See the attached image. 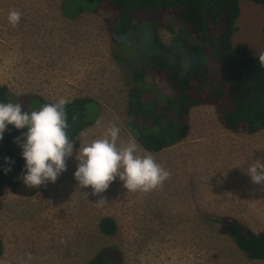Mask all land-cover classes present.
Here are the masks:
<instances>
[{
  "label": "rangeland",
  "instance_id": "obj_1",
  "mask_svg": "<svg viewBox=\"0 0 264 264\" xmlns=\"http://www.w3.org/2000/svg\"><path fill=\"white\" fill-rule=\"evenodd\" d=\"M67 2L80 0H0V87L28 98L32 106L23 112L36 110L32 109L34 97L52 103L62 96L69 102L93 99L98 103L89 104V120L100 119L105 128L116 124L122 142L135 139L127 114L129 88L135 84L136 73L150 67L158 55L152 35L156 28L160 39L170 43L181 25L163 12L137 10L139 30L117 42L107 13L74 15L76 4ZM12 9L22 13L15 28L7 19ZM263 26V8L242 1L235 45H245L250 57L259 56ZM148 79L159 86V92L174 94L164 77L162 81ZM211 111L216 110L198 107L193 109V116L198 119V115ZM102 132L103 128L97 129L94 124L79 139L90 143ZM257 135L256 139L264 142V131ZM206 136L197 149L215 148L216 154L211 159L204 156L205 163L193 157L188 165H179L181 146L152 154L171 172L162 188L146 194L127 192L117 177L100 196L90 194L87 198L83 193L92 189L79 188L74 176L79 163L78 140L72 156L66 159L67 170L55 183L47 182L37 196L23 198L9 189L0 196L4 248L0 262L85 264L100 250L117 247L123 254L122 264H264L249 260L231 238L220 233L218 223L224 217L220 215L222 206L236 198L240 208L229 217L255 232L264 231V185L254 184L246 175L247 160H243L250 151L249 166L256 160L264 162V148L235 149L239 160L234 163L230 148H219L217 138L211 143L214 136ZM141 150L140 154L146 152ZM101 197L106 198L103 206L96 204ZM106 217L117 224L114 236L100 232V222Z\"/></svg>",
  "mask_w": 264,
  "mask_h": 264
},
{
  "label": "trees",
  "instance_id": "obj_2",
  "mask_svg": "<svg viewBox=\"0 0 264 264\" xmlns=\"http://www.w3.org/2000/svg\"><path fill=\"white\" fill-rule=\"evenodd\" d=\"M244 0H80L74 15L107 13L117 42L129 39L139 30L137 10H156L180 23L181 30L170 43L163 42L158 30L153 32L157 54L150 67L138 71L128 93L127 114L132 135L144 151L158 154L183 143L190 131V115L198 107H214L222 126L232 133L249 136L264 131V68L259 56L250 57L245 45H235L234 36ZM260 5L264 0H246ZM68 7V6H67ZM86 8V9H85ZM66 11V10H65ZM69 15V11H66ZM70 16V15H69ZM113 17L114 19H111ZM110 25V23H109ZM111 26V25H110ZM264 52V26L262 29ZM191 60V66H188ZM164 77L174 94L159 92L151 80ZM26 96L10 94L0 87V103H19L22 110L32 106ZM32 109L52 103L34 97ZM96 102L78 98L66 105L67 134L70 140L96 121L89 120L88 106ZM40 103V106H39ZM98 103V102H96ZM75 117V119H74ZM27 129L8 126L0 146V196L9 189L15 196L33 198L45 187H26L22 181L26 161L17 138ZM78 140L75 141L76 145ZM7 161H11L8 163ZM11 171L5 174V170ZM220 233L231 238L251 261L264 262V231L255 232L231 217L218 222ZM105 236H114L118 227L113 218H103L99 225ZM0 237V258L3 255ZM117 247L104 248L85 264H122Z\"/></svg>",
  "mask_w": 264,
  "mask_h": 264
},
{
  "label": "clouds",
  "instance_id": "obj_3",
  "mask_svg": "<svg viewBox=\"0 0 264 264\" xmlns=\"http://www.w3.org/2000/svg\"><path fill=\"white\" fill-rule=\"evenodd\" d=\"M7 19L15 28L22 19V13L12 9ZM258 59L260 66L264 68V52L260 53ZM191 63L192 61L188 60L189 67ZM68 102L67 98L62 96L55 103H48L39 110L28 112H23L19 103H0V141L4 139L9 125H13L17 130L27 128V132L17 138L23 150V159L26 161V174L21 177L26 187L38 188L49 181L55 183L61 173L67 170L66 159L72 156L76 140L81 143L76 156L79 163L74 176L79 188L92 189L91 193H83L85 198L90 194L100 196L117 177L123 182L127 192L144 194L162 188L170 179L171 172L157 163L151 153L140 154L142 150L135 139L121 141V129L116 124L105 128L102 120L97 119L95 127L103 128L100 138L90 143L79 138L70 140L67 134ZM9 171L10 168L6 169L5 174ZM246 175L254 184L264 185V162H253L247 167ZM96 204L103 206L106 204V198L101 197ZM27 255L31 258V253Z\"/></svg>",
  "mask_w": 264,
  "mask_h": 264
},
{
  "label": "crops",
  "instance_id": "obj_4",
  "mask_svg": "<svg viewBox=\"0 0 264 264\" xmlns=\"http://www.w3.org/2000/svg\"><path fill=\"white\" fill-rule=\"evenodd\" d=\"M71 87H73V86H70V88ZM198 116H199L198 119L194 118L193 111L191 112L190 120H189V124H190L189 135L183 143L177 145V146H181L183 148V152L180 154L181 158H179L177 161V162L181 161L179 163V165H183V164H185V166L188 165L189 162H191V160L193 159V157L199 158L201 163L206 162L204 156H207L210 159L213 157L215 158V154H216L215 148L212 149L209 147H205V148L203 147V149H201V150L197 149L196 145L206 135H207L206 137H208L209 135L214 136L210 140L211 143H214L215 142L214 139L217 138L218 139L217 141L219 142V146H218L219 148H230L233 151V154L231 156V159L233 162L235 159H237V161L239 160V152L237 151V153H236L235 149H237V150L243 149L246 151V147L250 148L251 146L253 147L254 150L257 148H260V147L264 148V142L263 141L259 142L258 140H260V139H256V138H258L257 134L252 135V136H249V135L244 134V133H237L236 134V133H232L231 131H228L227 129H225L222 126V124L219 122L218 115H217L216 111L215 112L211 111L207 114L206 113L200 114ZM246 137H252L253 139L251 140V139H248ZM262 142H263V145H262ZM175 147H172L169 149L172 150ZM166 150H168V149H166ZM166 150H163L162 152H164ZM162 152H160L158 154H161ZM187 156H189V157H187ZM249 156H250V151H248L247 155H245L243 158V160H247V162H245L244 168H247L249 166V163H250ZM170 159L172 161L171 157H170ZM236 164H233L234 169L236 168ZM167 165H165V166H167ZM251 197L255 201L254 195H252ZM248 205H250V203H248ZM222 207H223V210H220V211H222V212H220V215L224 216V217H229V216L235 215V213L237 214V212H235L236 211L235 209L240 208V206H238V201H236V198L229 200Z\"/></svg>",
  "mask_w": 264,
  "mask_h": 264
}]
</instances>
